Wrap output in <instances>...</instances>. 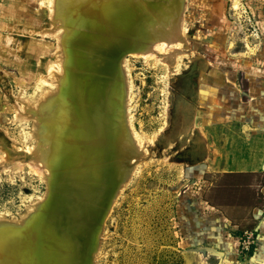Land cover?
I'll return each mask as SVG.
<instances>
[{"label": "rangeland", "instance_id": "1", "mask_svg": "<svg viewBox=\"0 0 264 264\" xmlns=\"http://www.w3.org/2000/svg\"><path fill=\"white\" fill-rule=\"evenodd\" d=\"M130 2L139 17L142 1ZM176 2L178 9L165 11V3H159L160 12L150 8L152 21L141 26L144 37L136 43L142 48L118 57L115 80L121 79L122 98L113 96L118 122L111 126L118 123L127 135L115 138L127 170L115 176L114 183H120L92 262L264 264V170L216 172L226 140L239 154L249 131L264 133V91L254 92L260 98L252 104L245 76L264 75V0ZM74 3L0 0V248L10 247L7 232L35 222V233L50 232L48 240L59 247L54 254L63 241L77 251L73 229L65 223L61 230L60 216L43 209L60 192L54 187L60 160L47 154L55 143L51 119L59 116V132L65 130L60 143L75 140L67 137L77 122L71 52L79 9ZM229 73L231 79L216 80V74ZM89 119L85 111L83 120ZM44 126L49 135L41 133ZM71 145L77 154V144ZM60 155L68 157L64 150ZM76 161L92 171L89 159L80 155ZM105 183L97 187L114 184ZM31 236L39 242L37 234ZM12 237L23 251L20 232ZM59 260L60 253L50 264ZM24 264L46 263L29 252Z\"/></svg>", "mask_w": 264, "mask_h": 264}, {"label": "bare ground", "instance_id": "2", "mask_svg": "<svg viewBox=\"0 0 264 264\" xmlns=\"http://www.w3.org/2000/svg\"><path fill=\"white\" fill-rule=\"evenodd\" d=\"M140 1H142L141 5L144 7L142 8L143 10L140 9L139 17H136L134 12L138 11V8L130 0H75L74 5L79 9V14L75 18L76 20L74 19L73 21L76 33L74 35V50L71 52V60L77 84L74 94L76 101L73 107L77 122L74 127L75 132L70 136L69 134L67 135V137L75 138V140H69L68 144L60 143L59 137L65 135V130L59 132V116L51 119L54 121L52 127H55V131L51 130L54 134L53 136L51 133L53 137L51 140L55 141V143L52 151H48L47 154L49 157L51 156L52 160H60V171L54 174L57 179L54 187L59 188L60 192L59 194L57 193L58 198L55 197V201L51 199V202H46L43 207L46 211L50 210L51 216L54 214L60 216V220H62L60 222L61 230L65 225L69 229H74V225H71L73 224L74 216L79 214L78 217H80L82 214L89 212L87 203H85L87 200V194L84 191L86 184L90 186V183L97 187L100 183L106 182L105 185L110 186L113 184L117 174H124L127 170L126 158L124 156L121 157L120 142L115 139L117 135L124 139L127 138V135L123 128H118V123L115 126L116 128L111 126L112 122L114 124L116 121L118 122L116 108L114 107L116 102L113 96L116 93L120 101L122 98L121 88L118 87L121 79L115 80L119 73L120 59L107 58V53L113 57L112 54H121L127 46L137 45L136 43L144 37L143 33L145 31L142 30V27L149 26L152 21L149 17L150 13H146L150 8L155 7L154 10L157 13V11H161L159 3H165V11L172 10L174 7L178 9L179 6L176 0ZM145 1L147 6L144 5ZM130 6H132L131 9L128 8ZM61 14L64 16L63 13ZM68 16L67 14L66 17L68 18ZM85 111L90 114L88 123L83 120ZM44 116L46 120L49 115L47 114L46 116L45 114ZM49 130V128L44 126L41 133H45V136L49 135ZM33 136L34 132L31 133L30 137ZM41 136L44 137L43 135ZM42 142L45 143L46 141L42 140ZM69 144H77V154L71 153ZM63 150L68 156L67 158L60 155V151ZM80 155L91 161L92 171H86L85 165L76 161ZM102 161L105 162L102 163ZM118 164L120 167L116 168ZM85 174L88 175L91 182H87L88 179L84 176ZM54 187H52V195L57 196V190L54 192ZM77 218H75V221ZM64 220L67 221L65 222ZM34 223H26L25 226H21L23 228L15 229V232L10 233L9 231L6 233L10 247L8 244L6 247L0 248V264H24L25 257L29 252H35L39 261H43L46 264H50L52 258H55L59 253L60 260L57 264H76V251L73 247L67 248L65 246L64 238H60V245L62 244L61 241H63L60 246V252L54 254V251H58L59 247L54 248L52 242L48 240L50 232L37 231L35 233ZM45 225L48 226L47 223ZM45 225H43L45 230H48ZM53 229H56V227H53ZM18 232L22 235L20 246L24 247L23 251H19V245L11 240L12 236ZM31 234L34 236L37 234L39 242L34 240ZM1 240L2 232L0 231V243Z\"/></svg>", "mask_w": 264, "mask_h": 264}, {"label": "water", "instance_id": "3", "mask_svg": "<svg viewBox=\"0 0 264 264\" xmlns=\"http://www.w3.org/2000/svg\"><path fill=\"white\" fill-rule=\"evenodd\" d=\"M140 48L142 47L133 46L132 44L123 49L121 54H112L113 57L107 53V58L120 59L126 51ZM118 183H120V181ZM118 183L115 182L110 188H105L104 186H88V184H86L87 186L84 191L87 194V200L85 203H87L89 212L82 214L76 219L74 226L76 229L74 228L72 231V243L77 250L76 264H93L92 259L97 247L98 234L100 233L104 216L108 211ZM69 238L71 239V236Z\"/></svg>", "mask_w": 264, "mask_h": 264}, {"label": "crops", "instance_id": "4", "mask_svg": "<svg viewBox=\"0 0 264 264\" xmlns=\"http://www.w3.org/2000/svg\"><path fill=\"white\" fill-rule=\"evenodd\" d=\"M226 74H216V80L231 79V73L228 74L229 77H224ZM247 81V93L248 97H253L251 103L256 105L257 99L260 98V95L254 92L264 91V75L262 73H250L245 74ZM218 87L221 88L220 82L217 83ZM231 86V84H229ZM249 87V89H248ZM218 91H225L224 89H219ZM236 96V95H235ZM263 104V103H262ZM224 120L223 122H225ZM256 123V128L260 130V126ZM264 133L252 130L249 131L248 136H246L242 143L245 144L243 150L238 154L237 149L231 148L229 140H226L225 147L220 150V155L216 156V172L221 173H234V172H248L255 173L259 170H264ZM223 142V140L221 141ZM218 144L219 142L216 141ZM216 144V145H217ZM222 145V143H219ZM222 147V146H221ZM217 150V149H216Z\"/></svg>", "mask_w": 264, "mask_h": 264}, {"label": "trees", "instance_id": "5", "mask_svg": "<svg viewBox=\"0 0 264 264\" xmlns=\"http://www.w3.org/2000/svg\"><path fill=\"white\" fill-rule=\"evenodd\" d=\"M248 173V172H247ZM257 205V203H253L251 206H256ZM237 224V223H236ZM254 221H252L251 223H250V227H253L254 226Z\"/></svg>", "mask_w": 264, "mask_h": 264}]
</instances>
